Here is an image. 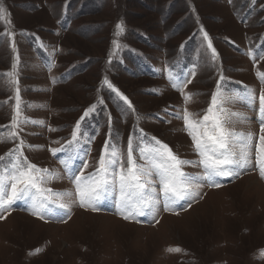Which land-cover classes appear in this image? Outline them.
Segmentation results:
<instances>
[{"label":"rangeland","instance_id":"obj_1","mask_svg":"<svg viewBox=\"0 0 264 264\" xmlns=\"http://www.w3.org/2000/svg\"><path fill=\"white\" fill-rule=\"evenodd\" d=\"M0 7V132L11 128L17 90L21 116L36 122L0 143V156L23 141V156L55 177L42 187L71 193L61 201L69 210L53 204L44 217L32 214L30 199L0 211V264H264V165L257 161L264 147V83L257 78L264 74V0H0ZM13 64L17 84L5 75ZM214 93L230 115L228 129L251 134L247 164L213 177L218 186L198 181L196 196L168 210L158 184L157 210L130 219L116 189L96 210L79 206L71 178L94 172L112 147L126 162L130 137L134 148L155 138L181 160L197 161L175 117L187 109L199 120ZM89 108L78 142L68 145Z\"/></svg>","mask_w":264,"mask_h":264},{"label":"snow or ice","instance_id":"obj_2","mask_svg":"<svg viewBox=\"0 0 264 264\" xmlns=\"http://www.w3.org/2000/svg\"><path fill=\"white\" fill-rule=\"evenodd\" d=\"M4 16V9L0 7V19ZM117 35H120L124 29L121 24L116 25ZM204 39L207 40V34ZM115 43V42H114ZM209 42L208 48L211 49ZM216 53L212 51V57ZM13 64L12 72L5 75L10 78L9 82L17 84ZM257 78L264 83V74L257 73ZM109 88L113 86L104 81ZM184 82L174 84L177 90H180ZM113 91H117L113 88ZM117 95L120 94L117 92ZM128 107L132 105L123 96H120ZM218 95L213 94L212 106L199 119H193V114L187 109L183 115H177L176 119H182L184 131L192 140L193 149L198 160L188 161L178 158L172 150L159 140L153 143H145L143 146L133 147L131 137L128 142V153L126 162L121 160L120 153L115 147L111 151L107 149L100 156L98 166L95 171L84 175L71 178L75 185V193L78 198V204L81 208L92 207L96 210V204L104 198L113 189L118 190V207L124 219H130L133 216L144 214V210L150 209L155 212L156 205L159 202L156 195L154 184L160 186L159 191L163 193L165 199V210H168V204H174L180 200L194 197L198 193L193 192V188H200L202 185L198 181H208L211 186H218L212 183V178L216 176H230L234 174L236 167H243L248 163V153L250 150L251 134L244 136L234 131H230L226 126L230 120V115L224 113L222 106H218ZM185 102H190L191 97L184 96ZM261 104L264 106V94L260 97ZM19 91L16 92V104L11 118V128L7 135L0 132V143L7 142L9 139L17 137V129L21 124L36 123L28 121L21 116ZM93 108L84 112L81 120L77 122L72 131V140L68 145L78 142L81 121H83ZM264 131V124H262ZM54 131V129H53ZM237 140L240 142L237 143ZM264 142V136L261 137ZM23 147V141L17 145V148L10 151L6 156H0V211H6L18 200H31L32 214L38 218L45 215H51L53 208L50 205L58 204L59 209L69 210L68 203L61 202L65 197L71 195L68 192H55L52 189H45L42 185L55 178L48 169H40L30 163L20 149ZM55 155L56 151H63V146L59 150H51ZM139 153V163L134 159L133 152ZM258 164L264 165V147L257 148ZM185 166L200 167L203 170L201 176L192 177L186 174L182 169ZM83 167H87L84 164ZM119 167V171L116 168ZM259 174L264 179V166H260ZM35 190V191H33ZM124 213H127L124 215ZM179 252L180 249H169V252Z\"/></svg>","mask_w":264,"mask_h":264}]
</instances>
